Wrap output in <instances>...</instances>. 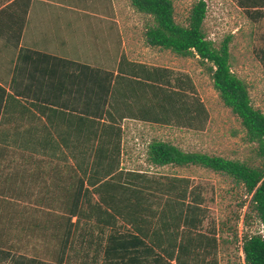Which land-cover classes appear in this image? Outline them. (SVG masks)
I'll return each mask as SVG.
<instances>
[{"label": "trees", "instance_id": "trees-1", "mask_svg": "<svg viewBox=\"0 0 264 264\" xmlns=\"http://www.w3.org/2000/svg\"><path fill=\"white\" fill-rule=\"evenodd\" d=\"M249 19L264 22V0H236ZM153 25L145 43L180 57H195L210 74L223 104L240 120L248 142L256 145L253 161L230 160L153 140L148 162L154 167H200L231 178L251 198L249 209L264 226V112L256 108L248 84L232 69L230 43L220 45L203 29L208 5L196 1L188 24L176 21L173 0H130ZM264 42V39L262 40ZM264 69V45L256 48ZM50 77L53 73H50ZM59 84L34 87L35 93L60 99L61 123L43 137L47 156L60 152L57 140L73 157V167L46 185L56 194L53 208L60 238V264H217L218 242L202 232L207 216L202 188L186 177L158 175L121 166L125 119L201 130L207 119L203 103L190 95L183 79L173 83L168 69L122 58L114 70L73 63V74ZM6 90L0 86V94ZM73 97V100H66ZM4 101L0 100V108ZM37 137V135H31ZM52 149H48V146ZM57 169L54 167L53 171ZM60 194V195H59ZM46 199H37L45 203ZM59 204V205H58ZM58 206V207H57ZM245 264H264V233L243 238ZM1 255H10L0 249ZM212 257V258H211Z\"/></svg>", "mask_w": 264, "mask_h": 264}, {"label": "rangeland", "instance_id": "rangeland-1", "mask_svg": "<svg viewBox=\"0 0 264 264\" xmlns=\"http://www.w3.org/2000/svg\"><path fill=\"white\" fill-rule=\"evenodd\" d=\"M196 1L198 0H173L178 23L188 24L190 10ZM205 1L208 5L203 25L206 36L216 45L232 37V69L248 84L255 107L264 112V69L255 53L258 46L264 45V22L260 26L253 23L236 0ZM119 12L120 17L125 19V39L120 37L117 51L108 55L109 69H116L122 58L151 68L168 69L173 83L176 79H183L187 85L190 84V95L203 103L207 114L201 130L174 125L141 124L139 120L131 119L121 121V166L126 170L186 177L194 186L201 187L207 209L202 232L215 236L218 242L214 261L217 264H245L242 249L244 236L264 233V226L249 209L251 198L245 188L225 175L200 167H154L148 162L147 151L153 140H161L186 152L253 161L256 157V145L247 141L240 120L223 104L214 89L210 74L197 58L180 57L169 50L147 46L145 32L148 26L153 25L152 18L137 12L130 1L119 7ZM90 57L91 55H82L79 59L87 62L86 58H89L90 62ZM1 122H7L6 117H2ZM6 129L8 130L0 124V249L9 251L12 255L39 256L48 264H59L57 258L60 255V238H57L56 217L62 212L53 208L52 199L58 193L50 189L45 194L44 189L46 184L52 182V178L53 182H57V176L61 172L67 176L71 174L64 168L73 167V157L59 142L56 143L59 144L60 152L51 150L47 156L31 152L28 154L18 147L17 139L22 140L23 136L14 133L8 139L9 132ZM12 141H15L14 146ZM5 145L12 146L13 149H1ZM28 156L38 162L42 169H46L47 181L43 174L40 182L35 184L34 175L28 184L23 178L25 173H17L21 170L22 159ZM52 167L57 170L53 172ZM23 183L26 184L25 188ZM24 194L27 195L23 197ZM42 198L46 199L45 203H37V199ZM65 264L75 263L72 261Z\"/></svg>", "mask_w": 264, "mask_h": 264}, {"label": "crops", "instance_id": "crops-1", "mask_svg": "<svg viewBox=\"0 0 264 264\" xmlns=\"http://www.w3.org/2000/svg\"><path fill=\"white\" fill-rule=\"evenodd\" d=\"M128 1L0 0V86L6 90L5 95L0 94V100L4 101V107L0 108V124L8 128V139L14 133L23 136L22 140L17 139L21 150L30 154L31 150L44 149L43 137L47 133L56 135V128L64 118L58 111L60 104L51 105L60 103L59 98L35 93L33 88L51 86L50 80L59 84L68 76L71 78L73 63L109 70L108 55L119 46L120 37L125 39V19L120 17L119 7ZM82 55H91L90 62L89 58L82 62L79 59ZM66 100H73V97ZM2 117H6L7 122H1ZM56 142L61 144L54 136L50 143L60 149ZM12 144L14 146L15 141ZM12 146L5 145L1 149L11 150ZM52 148L49 145L48 149ZM46 172L28 156L22 159L21 170L17 173H25L23 178L28 184L36 175L34 183L37 184L43 174L47 181ZM57 259L60 264L61 255ZM1 263L48 264L39 256L14 254L0 255Z\"/></svg>", "mask_w": 264, "mask_h": 264}]
</instances>
